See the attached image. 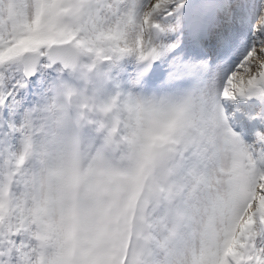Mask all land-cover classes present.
<instances>
[{"label":"snow or ice","instance_id":"1","mask_svg":"<svg viewBox=\"0 0 264 264\" xmlns=\"http://www.w3.org/2000/svg\"><path fill=\"white\" fill-rule=\"evenodd\" d=\"M32 5V18L23 20L14 39L31 45L37 59L20 72L13 41L0 40V144L9 146L18 112L52 77V65L73 59L59 50L65 44L110 59L109 80L139 101L151 130L168 132L152 143L145 135L140 165L107 185L89 183L85 200L65 189L72 203L60 215L54 259L40 257L19 221L9 217L4 223L13 207L10 196L23 194L24 178L17 173L13 186L0 185V264H150L147 207L169 178L172 191L182 187L186 153L198 142L184 130L196 117L201 138L213 128L227 129L236 158L225 191L205 203L208 224L193 264H264V243L255 232L264 225V0Z\"/></svg>","mask_w":264,"mask_h":264},{"label":"clouds","instance_id":"2","mask_svg":"<svg viewBox=\"0 0 264 264\" xmlns=\"http://www.w3.org/2000/svg\"><path fill=\"white\" fill-rule=\"evenodd\" d=\"M32 10V0H0V40L13 41L20 72L37 59L31 45L14 39L23 20L32 18ZM58 48L73 59L52 65V77L18 112L9 146L0 144V185L6 190L13 186L17 173L26 182L23 194L10 196L13 207L5 212L4 223L9 217L19 221L25 238L46 259L57 254L60 215L72 203L65 189H74L76 199L85 200L89 183L107 185L117 173L122 176L140 165L145 135L152 143L168 132L151 130L137 108L139 101L109 80L110 59L72 44ZM202 127L196 117L184 130L189 140L198 142L186 153L182 187L172 191L174 181L169 178L156 187L157 196L148 204L153 229L145 247L150 264H193L208 224L205 203L226 189L235 147L227 129L213 128L201 138ZM255 232L258 243H264V225L257 224Z\"/></svg>","mask_w":264,"mask_h":264}]
</instances>
